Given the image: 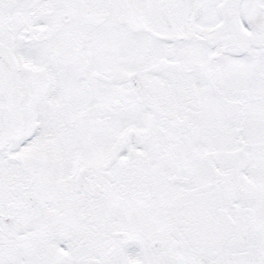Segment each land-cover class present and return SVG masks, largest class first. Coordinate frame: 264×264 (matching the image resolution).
<instances>
[{"label": "snow or ice", "instance_id": "obj_1", "mask_svg": "<svg viewBox=\"0 0 264 264\" xmlns=\"http://www.w3.org/2000/svg\"><path fill=\"white\" fill-rule=\"evenodd\" d=\"M0 264H264V0H0Z\"/></svg>", "mask_w": 264, "mask_h": 264}]
</instances>
